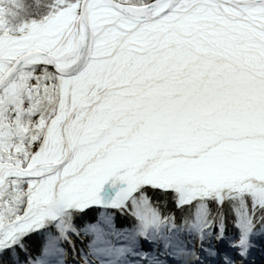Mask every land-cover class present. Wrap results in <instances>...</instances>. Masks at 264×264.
<instances>
[{"label":"snow or ice","instance_id":"snow-or-ice-1","mask_svg":"<svg viewBox=\"0 0 264 264\" xmlns=\"http://www.w3.org/2000/svg\"><path fill=\"white\" fill-rule=\"evenodd\" d=\"M0 264H264V0H0Z\"/></svg>","mask_w":264,"mask_h":264},{"label":"rangeland","instance_id":"rangeland-1","mask_svg":"<svg viewBox=\"0 0 264 264\" xmlns=\"http://www.w3.org/2000/svg\"><path fill=\"white\" fill-rule=\"evenodd\" d=\"M132 260L134 261L135 259L132 258Z\"/></svg>","mask_w":264,"mask_h":264},{"label":"trees","instance_id":"trees-1","mask_svg":"<svg viewBox=\"0 0 264 264\" xmlns=\"http://www.w3.org/2000/svg\"><path fill=\"white\" fill-rule=\"evenodd\" d=\"M118 226H119V222H118Z\"/></svg>","mask_w":264,"mask_h":264}]
</instances>
